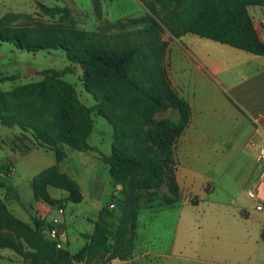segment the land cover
Returning <instances> with one entry per match:
<instances>
[{
	"label": "rangeland",
	"instance_id": "374dc122",
	"mask_svg": "<svg viewBox=\"0 0 264 264\" xmlns=\"http://www.w3.org/2000/svg\"><path fill=\"white\" fill-rule=\"evenodd\" d=\"M98 1L100 5L99 14L94 10L93 0H0V31L3 36L19 35L22 44L25 42H62L68 45L71 49L69 53L74 55L72 57L66 50L55 48H44L36 51L22 50L17 47L14 40H0V76L15 75L14 80H0V94L4 96L18 86L34 85L33 93L23 97V99L9 101L8 96H6V104L17 113L22 121L31 120L46 127L50 133H54L64 126V122L60 118L64 107L55 98L58 91L57 86L50 78V74L46 75L43 71L61 70L64 67H69L72 71L63 74L58 79L72 85L79 102L92 109L90 115L94 121V126L88 138L89 146L94 148L91 153L101 158L99 153L110 154L112 147L114 148L115 128L104 115L100 114V108L117 123L118 143L121 144L117 147L118 151L128 145L134 148L137 145L136 140H138L135 133L139 132L141 135L140 146L143 144V150L150 153L151 143H149L145 131L150 127L151 122L142 117L131 119L129 118L131 115L128 113V105L145 103L141 92L127 82L118 79L111 72L89 71L87 79L90 85L98 90L96 94L105 95L108 100L110 99L102 105L100 98H95L84 86L86 64H84V68H81L82 62L77 61V59L91 50H100L116 56L130 53V61L124 70L129 75L130 80L141 87L143 84L141 75L143 58L146 54L152 53L155 48H159V53L161 51L162 55V67L171 87L174 88L172 86L173 72L180 78H189L188 72H183L178 67L172 70L173 52L179 45L180 37L176 19L178 16L197 14L211 0ZM44 6L60 7L66 11L50 16L42 9ZM263 7L264 5L246 4L247 12H253L256 8L261 9ZM253 18L255 19V16ZM258 23L264 24L262 20ZM149 29H151V35L148 32ZM188 37L197 41H208L205 42L206 44L217 43L190 34L184 40L186 43L188 42L187 46H193ZM150 41L154 43L153 48ZM183 47L188 50L185 46ZM43 89L44 94L42 96L39 90ZM96 104L99 105L97 108L95 107ZM147 116H150L152 121L163 116L175 117L176 113L168 107L163 111L149 110ZM221 127V124L218 123L213 130L216 137L214 146L207 149L203 148V152L207 153L199 156H193L189 153L180 154L179 145L184 130L182 131L173 146L175 175L178 164L184 168L196 167L201 175L207 174L209 169L217 165L210 173V177L213 178L212 181H208L206 186L207 189L213 186L211 192H208L210 197L230 198L237 196L240 202L249 205L252 201L246 195V188L245 190L242 188L240 181L231 184L230 180V176L239 174L236 172L244 162L245 157L242 155L233 156L234 165H232V170L229 171L228 175L218 170L221 168L220 162L224 165L232 158L230 155L225 157L221 154L225 150L222 149L224 143L221 144V132L224 131V128ZM32 146L49 149L45 147L47 145H39L34 140L30 129L24 128L23 130L16 124L7 127L0 124V175L6 177L9 184L8 189L0 187V204L3 203V215L0 216L2 222L0 223V241L7 245L0 247V254L15 256L29 264H51L50 262L54 259L49 250L50 240L46 231L32 229L34 224L32 206L34 202L31 187L32 173L43 168L51 154L46 152L34 154L33 156H38L40 159L37 157L38 160H32ZM64 148L65 150L68 149L70 158L69 161L61 164V169L69 174H75L76 171L77 174L81 173L78 171L79 166L74 156L79 154H75V151L66 145ZM233 152L232 154H234ZM12 164L13 173L10 168ZM102 165L105 166V164ZM96 172L103 180L107 177L108 181L111 182V177L103 166H100ZM138 176L136 169L127 166L119 170L117 177L123 179V184L127 188V194L124 195L126 200L124 202L118 199L115 207L109 209L118 217L125 218L126 226L125 229L116 233L109 234L103 231L99 235L101 241L117 247L123 253L128 254L129 258L132 257V248L143 236L145 240L147 238L158 240L153 243L155 245L167 244L170 236L168 231L171 227V220L160 214L168 206L164 204L161 196L163 188L161 187L153 194V201L151 202L145 191L139 187ZM123 184H117L121 186L119 193ZM105 187L106 190H112L111 184L106 183ZM53 191L61 192L57 188H54ZM182 192L185 193V191ZM130 200L134 203V207L130 206L129 210L126 211V206ZM84 206V203H67V213L68 215L73 214L74 224L66 227L70 245L68 249L66 247L64 250L72 255L89 242V239L85 238L86 243L83 245L84 239L82 237L72 240L77 229L83 231L92 229L91 223L82 216L77 215V219L74 218L73 212ZM206 207L205 203H200L196 210L208 211ZM10 216L15 217L19 223L11 220ZM20 218H24L25 221ZM130 219L134 222L132 229L127 226ZM116 224L119 225V222L116 221ZM12 246L18 250H14ZM125 260L127 259L112 257L97 245H89V249L83 257L80 260H72L70 264H126ZM141 263V259H138L135 264ZM0 264L26 263L4 259L0 260Z\"/></svg>",
	"mask_w": 264,
	"mask_h": 264
},
{
	"label": "crops",
	"instance_id": "0c3cea01",
	"mask_svg": "<svg viewBox=\"0 0 264 264\" xmlns=\"http://www.w3.org/2000/svg\"><path fill=\"white\" fill-rule=\"evenodd\" d=\"M248 12L257 32V23L261 20L264 22V7ZM190 34L179 37V45L173 52L172 70L178 67L188 72L189 76L188 79L180 78L173 72L172 86L190 105V119L183 131L179 152L193 156L207 153L203 152V148L214 146L216 137L213 130L218 123L221 124V128H224L221 144L224 143L222 149H225L221 154L232 158L224 165L220 162L221 168L218 170L228 175L234 165V157L244 156V162L236 172L239 174L230 176L231 184L240 181L242 188H246V195L249 189L257 190L260 200L250 198L252 203L248 205L240 202L237 196L210 197L208 192L213 186L209 189L206 186L208 181H212L210 173L217 165L201 175L196 167L184 168L178 164L176 180L180 188L179 198L160 213L171 220L167 244L155 245L153 243L158 241L155 238L145 240L144 236L140 237L141 240L133 245L132 257L125 263L135 264L136 260L141 259V264H264V180L259 178L257 162L264 146V56L219 42L206 44L208 41L189 37L193 46H187L188 42L184 40ZM259 37L264 41L263 36ZM71 150L79 154L74 156L81 173L77 174L76 171L69 174L61 169V164L70 158L67 148L66 157L58 166L61 172L67 173L77 183L82 195L78 203L85 204L73 212L74 218L80 215L92 225V229H77L73 235L72 240L82 237L84 245L85 235L93 231L97 212L106 205L113 204L115 207L121 186L114 184L112 179L110 182L107 177L103 180L98 176L96 171L100 166L109 174L108 166L91 151ZM41 152L51 154V157L43 168L32 173V178L56 164L54 152L42 147L32 146V160H38V156L33 155ZM10 168L13 173V164ZM106 183L111 184L112 190H106ZM54 188L61 192L53 191ZM46 191L55 199L67 196L64 189L51 185H46ZM33 202L32 218L44 223L57 218L61 243L63 248L68 249L70 238L66 227L74 224L73 214L67 213V203L70 201L64 203L62 212L42 200H35L34 196ZM200 203H205L208 211L196 210ZM258 204L261 209L256 208ZM20 219L25 221L24 218ZM4 259L29 264L15 256L0 254V260Z\"/></svg>",
	"mask_w": 264,
	"mask_h": 264
},
{
	"label": "trees",
	"instance_id": "16d2710c",
	"mask_svg": "<svg viewBox=\"0 0 264 264\" xmlns=\"http://www.w3.org/2000/svg\"><path fill=\"white\" fill-rule=\"evenodd\" d=\"M249 3L264 5V0H211V2L197 14L177 17L176 24L178 35L181 36L186 33H192L252 54L264 56V41L257 34L254 22L246 10V4ZM93 6L96 13L99 14V1L93 0ZM42 9L50 16L66 11V9L60 7L44 6ZM148 32H150V35L152 34L151 29H149ZM0 40H14L19 49L28 51L55 48L66 50L68 54H70L69 52L71 50L67 44L62 42H25L22 44L19 35L13 34L3 36L1 31ZM150 43L153 48L154 43L152 41H150ZM70 55L74 57L73 54ZM130 58V53H123L116 56L100 50H91L77 59V61L86 64L84 86L95 98H100V103L102 105L110 99L108 100V97L105 95L96 94L98 90L92 87L87 79L89 71L111 72L118 79L127 82L129 85L139 90L145 103L128 105V113L131 115L129 118L136 119L142 117L147 118V121L151 122L150 127L145 131L148 141L151 143L150 153L143 150V144L140 146L141 135L139 132L135 133L138 140H136L137 145H135L134 148L128 145L118 151L117 147L121 146V144L118 143L119 135L116 131L117 123L100 108V114L104 115L115 128L113 135L114 148L112 147L110 154L99 153L100 159L108 166V171L114 184H123V179L117 177L121 168L127 166L136 169L139 174V187L145 191L149 200L152 202L153 194L162 187L163 191L161 192V196L163 202L165 205H171L179 198V186L175 175L173 146L176 138L188 125L190 119V105L186 99L179 96L174 88L171 87L166 72L162 67V55L161 51L159 53V48H155L152 53L146 54L143 58L144 61L141 70L143 84L141 87L135 85L124 70ZM71 71L72 69L69 67H64L61 70L49 69L43 71L46 75L50 74V78H52L54 84L58 88L55 98L57 102L64 107L60 116L61 120L64 122V126L54 133H50L46 127L40 126L31 120L25 119V122L22 121L17 113L12 111L10 106L6 104V96H8L7 99L9 101L23 99V97L33 93L32 88L34 85L18 86L10 90L4 96L0 94V122L5 126L16 124L23 130L24 128L30 129L32 137L39 145H47L45 147L54 152L56 164L43 169L35 175L31 179V187L35 200H42L57 208H63L64 203L67 201L78 203L82 199L77 183L67 173L59 170L58 163L66 157L65 145L79 151L94 150V148L88 144V138L94 126V121L90 115L92 109L79 102L72 85L58 79L63 74ZM6 79L14 80L15 75H4L0 77V80ZM39 91L43 96L44 89ZM98 106L97 104L95 105L96 108ZM168 107L174 110L176 113L175 117L163 116L151 121L150 116H147L149 110L163 111ZM46 185L64 189L67 192V196L63 199L50 197L46 191ZM0 187L9 188L7 178L2 175H0ZM125 194H127V188H125L123 184L118 199L125 202ZM2 204H0V216L3 215ZM133 204L134 203L130 200V203L128 202L126 206V211L129 210L130 206L134 207ZM109 206L110 205H106L97 212L96 219L93 221L94 228L92 233L85 235V237L89 239V242L76 254L72 255L69 252L67 253L63 247L57 248L56 242L48 238L50 240L49 250L54 259L52 261L50 259V263L70 264L72 260H80L89 249V245H97L112 257L128 259V254L123 253L117 247H113L101 241L99 238V235L102 234L103 231L112 234L125 229L126 226V219L118 217L109 209ZM9 218L19 223L15 217L13 218L10 216ZM116 221L119 222V225L116 224ZM0 223L2 222L0 221ZM44 225V221L34 218V227L32 226V229L45 231ZM127 226L129 229L133 228L134 222L132 219L129 220ZM2 246L5 247L7 245H4L0 241V247ZM12 248L14 250L16 249L15 246H12Z\"/></svg>",
	"mask_w": 264,
	"mask_h": 264
},
{
	"label": "built area",
	"instance_id": "2783aa9c",
	"mask_svg": "<svg viewBox=\"0 0 264 264\" xmlns=\"http://www.w3.org/2000/svg\"><path fill=\"white\" fill-rule=\"evenodd\" d=\"M257 34L259 36H263L264 35V24L263 23H258L257 24ZM257 162H258V165H259V172H258V175H259V178L264 180V146L263 148L260 150L259 152V155H258V158H257ZM247 195L249 198L251 199H255L256 201L257 200H260V196L258 195L257 193V190L255 189H249L247 191ZM110 208L114 207L113 204H110L109 206ZM257 209H261V205L258 204L256 206ZM58 212H62V208H58L57 209ZM45 229H46V232H47V237L50 239V240H54L56 242V247L57 248H62L63 245L61 243V239H60V236H59V226H58V220L57 218H53L50 222H47L45 223Z\"/></svg>",
	"mask_w": 264,
	"mask_h": 264
},
{
	"label": "water",
	"instance_id": "95a60500",
	"mask_svg": "<svg viewBox=\"0 0 264 264\" xmlns=\"http://www.w3.org/2000/svg\"><path fill=\"white\" fill-rule=\"evenodd\" d=\"M80 67H81V68H84V63H81Z\"/></svg>",
	"mask_w": 264,
	"mask_h": 264
}]
</instances>
